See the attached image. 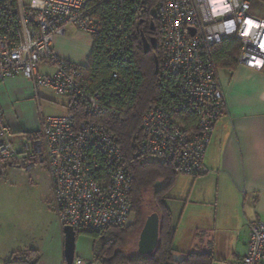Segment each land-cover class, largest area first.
<instances>
[{
  "label": "built area",
  "instance_id": "1",
  "mask_svg": "<svg viewBox=\"0 0 264 264\" xmlns=\"http://www.w3.org/2000/svg\"><path fill=\"white\" fill-rule=\"evenodd\" d=\"M122 1L0 0V82L22 77L36 93L49 89L67 100L65 114L44 118L39 131L19 142L0 110V177L45 165L57 221L76 234L124 226L131 215L132 176L115 136L95 120L125 110L129 92L122 94L121 84L111 92L90 84L87 65L60 58L53 41L67 26L91 38L106 32L116 38L108 46L110 55L120 58L130 50L132 25L125 23V13L119 22L99 14L103 6L113 13ZM252 2L156 0L152 10L161 41V94L141 117L137 155L172 163L183 175L205 174L206 150L225 106L213 47L234 40L237 64L264 70V20L252 14ZM131 5L128 13L137 17L146 0ZM43 65L52 72L41 70ZM118 77L111 74L112 80ZM72 264L88 263L75 257ZM239 264H264V221L249 225L247 251Z\"/></svg>",
  "mask_w": 264,
  "mask_h": 264
},
{
  "label": "crops",
  "instance_id": "2",
  "mask_svg": "<svg viewBox=\"0 0 264 264\" xmlns=\"http://www.w3.org/2000/svg\"><path fill=\"white\" fill-rule=\"evenodd\" d=\"M251 12L264 20V3L253 0ZM53 47L60 58L86 66L92 38L67 26L64 34L55 37ZM41 70L52 72L45 65ZM217 77L225 106L206 150L205 174L185 175L189 183L187 195L178 192L171 196L168 191L177 173L165 203L171 214L172 246L177 259L190 253H206L209 264H239L247 251L249 225L264 221V70L237 64L232 70L217 68ZM42 90L47 89L39 93ZM39 93L22 77L0 82V110L16 142L41 128L25 117L28 105H36L33 99ZM57 101L60 113L65 114L67 100L61 97ZM1 226L0 264L14 253L28 257L30 264H65L63 228L58 221L45 238L27 244L18 232ZM92 248V237L76 234L75 257L88 263Z\"/></svg>",
  "mask_w": 264,
  "mask_h": 264
},
{
  "label": "trees",
  "instance_id": "3",
  "mask_svg": "<svg viewBox=\"0 0 264 264\" xmlns=\"http://www.w3.org/2000/svg\"><path fill=\"white\" fill-rule=\"evenodd\" d=\"M133 0H123L122 6H116L109 14V7L103 6L100 16L105 19L122 20L132 25L131 47L120 58H113L109 45L116 43V38L109 33H101L92 38V49L88 57L87 76L94 86L102 85L108 92L121 84L119 91L125 94L129 106L117 115L107 112L98 115L95 120L111 132L120 147L125 168L132 176L131 201L133 221L121 227H109L100 233H88L93 238L92 258L88 264H209V254L190 253L183 258L175 257L173 244L174 229L171 214L165 203L166 192L172 186L178 173L172 163L163 162L136 154L141 139V117L145 110L160 96L159 69L161 61V41L158 24L153 14L156 0H146V7L137 17L128 13ZM264 3V0H259ZM112 8V7H111ZM124 14V17H125ZM114 17V18H113ZM153 24L154 31H150ZM156 39L155 48L144 51L142 37ZM238 43L224 40L212 49V59L217 68L232 70L237 66ZM155 59L158 60V74H155ZM113 72L118 79H111ZM130 88V89H129ZM78 116L82 117L80 111ZM159 183V184H158ZM146 198L151 199L153 212L159 216V241L156 250L150 255L138 253L128 256L120 248L125 237L133 229H142ZM5 264H30L28 257L14 253Z\"/></svg>",
  "mask_w": 264,
  "mask_h": 264
},
{
  "label": "rangeland",
  "instance_id": "4",
  "mask_svg": "<svg viewBox=\"0 0 264 264\" xmlns=\"http://www.w3.org/2000/svg\"><path fill=\"white\" fill-rule=\"evenodd\" d=\"M38 96L33 99L36 105H28L25 117L40 127L44 118L62 115L60 113L62 108L57 101V98H61V96L56 95L51 90H42ZM44 168L45 165L43 167L36 166L28 172L11 171L6 176L0 177L1 228L18 232L26 244L45 238L53 228V224L57 223L52 205L50 179L47 170ZM184 176L178 173L175 184L168 191L169 195L175 196L178 192H181L183 196L187 195L189 183L184 180V178L187 179ZM151 207V199L146 198V208L143 210L144 221L148 215L153 213ZM132 221L133 214L131 213L126 225ZM140 231L135 228L126 235L124 243L119 248L126 255L131 256L137 253ZM80 259L84 260L83 258Z\"/></svg>",
  "mask_w": 264,
  "mask_h": 264
},
{
  "label": "water",
  "instance_id": "5",
  "mask_svg": "<svg viewBox=\"0 0 264 264\" xmlns=\"http://www.w3.org/2000/svg\"><path fill=\"white\" fill-rule=\"evenodd\" d=\"M150 31H154V26L151 24ZM143 48L148 52L151 48H155L156 39L154 37L146 39L142 37ZM155 74H158V60L155 59ZM63 256L65 264H72L75 258V242L76 233L71 226L63 227ZM159 241V216L156 212L148 215L144 221L143 227L139 233L137 241V253L143 256L152 254L158 245Z\"/></svg>",
  "mask_w": 264,
  "mask_h": 264
}]
</instances>
